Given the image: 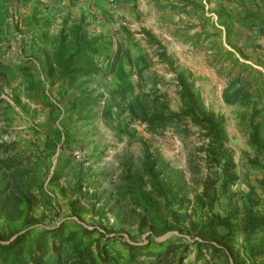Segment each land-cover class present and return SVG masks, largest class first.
I'll list each match as a JSON object with an SVG mask.
<instances>
[{
  "label": "rangeland",
  "instance_id": "obj_1",
  "mask_svg": "<svg viewBox=\"0 0 264 264\" xmlns=\"http://www.w3.org/2000/svg\"><path fill=\"white\" fill-rule=\"evenodd\" d=\"M63 1L95 69L65 79L32 41L0 63L4 237L63 224L98 264H264V0Z\"/></svg>",
  "mask_w": 264,
  "mask_h": 264
},
{
  "label": "trees",
  "instance_id": "obj_2",
  "mask_svg": "<svg viewBox=\"0 0 264 264\" xmlns=\"http://www.w3.org/2000/svg\"><path fill=\"white\" fill-rule=\"evenodd\" d=\"M76 25V24H75ZM80 25L74 28L73 47H66L65 40L67 39V26L62 29L60 35L53 40L51 50L52 56L48 59L50 71L53 72L58 64L62 77H67L73 73H82L86 75L94 71V63L91 60V47L94 39L82 33ZM142 33L158 46H164L156 40L148 30H143ZM93 51V50H92ZM165 56V53L162 54ZM167 59V58H166ZM182 79V78H181ZM180 79V80H181ZM183 83V82H182ZM182 94L186 101V108L183 111L185 115H192L197 124L205 127L210 135L217 136L220 123L215 122L212 114L199 113L196 105L193 102L191 91L182 84ZM182 113L174 112L170 115L152 116L146 120L157 126L165 127L170 122L177 123L181 119ZM147 117V116H146ZM153 182L156 185V173L153 172ZM0 205L7 206L14 202V195L11 193L4 194V190H0ZM3 199V200H2ZM2 229V230H1ZM0 229V264H52L49 260V254L53 251L57 253L56 264H98V259L91 251V246L83 242L79 237L75 236L72 230L65 231V226L59 225L50 229L30 228L16 237L5 238L3 228ZM20 230H15L19 232ZM65 231V232H64ZM13 232L12 234H14Z\"/></svg>",
  "mask_w": 264,
  "mask_h": 264
},
{
  "label": "crops",
  "instance_id": "obj_3",
  "mask_svg": "<svg viewBox=\"0 0 264 264\" xmlns=\"http://www.w3.org/2000/svg\"><path fill=\"white\" fill-rule=\"evenodd\" d=\"M66 10L68 4L63 0H0V63L7 56L19 54L22 41L34 43L31 54L49 50L67 26ZM6 44L11 47L6 49Z\"/></svg>",
  "mask_w": 264,
  "mask_h": 264
},
{
  "label": "built area",
  "instance_id": "obj_4",
  "mask_svg": "<svg viewBox=\"0 0 264 264\" xmlns=\"http://www.w3.org/2000/svg\"><path fill=\"white\" fill-rule=\"evenodd\" d=\"M110 1L114 2L115 0H110Z\"/></svg>",
  "mask_w": 264,
  "mask_h": 264
},
{
  "label": "water",
  "instance_id": "obj_5",
  "mask_svg": "<svg viewBox=\"0 0 264 264\" xmlns=\"http://www.w3.org/2000/svg\"><path fill=\"white\" fill-rule=\"evenodd\" d=\"M17 235H18V234H17ZM17 235H16V236H17ZM16 236H15V237H16Z\"/></svg>",
  "mask_w": 264,
  "mask_h": 264
}]
</instances>
